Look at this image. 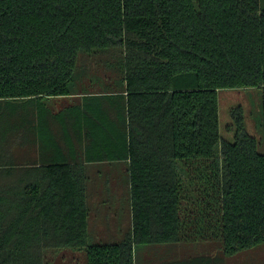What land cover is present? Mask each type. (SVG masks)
Here are the masks:
<instances>
[{"label":"trees","instance_id":"16d2710c","mask_svg":"<svg viewBox=\"0 0 264 264\" xmlns=\"http://www.w3.org/2000/svg\"><path fill=\"white\" fill-rule=\"evenodd\" d=\"M246 87L263 89V137L238 118L228 140L218 90ZM114 163L130 224L95 240L88 169ZM216 238L218 254L153 264L264 242V0H0V264L62 248L136 264L142 246Z\"/></svg>","mask_w":264,"mask_h":264},{"label":"rangeland","instance_id":"374dc122","mask_svg":"<svg viewBox=\"0 0 264 264\" xmlns=\"http://www.w3.org/2000/svg\"><path fill=\"white\" fill-rule=\"evenodd\" d=\"M95 69L90 70L94 72ZM85 75H89L86 73ZM79 79V78H78ZM90 81L94 82L95 80L90 77L80 78L76 80L75 87L82 88L88 86L91 87ZM87 82V85L85 84ZM80 96H72L70 98L71 102H80ZM218 110H219V129L221 135L228 139L232 140L234 131L229 129L228 126L236 125L238 118L240 122L244 124L246 130L254 135L258 139L263 137L262 129V99H263V89L258 87H246V88H226L218 90ZM58 103L57 101H47L48 104ZM54 111V110H53ZM233 113H237L236 115ZM238 116V117H237ZM237 117V119H236ZM259 151H263L262 144L259 145ZM113 167L106 168L102 166L99 171L91 170L89 172V205H91V219L90 222L95 224L97 221H102L107 217L106 212L113 214L116 211L117 200L120 195V191L123 189L124 174L121 171H112ZM116 203V204H115ZM130 208L126 207L124 211V222L122 215L118 218L121 222L120 226L125 225L126 227L129 224V218L126 219L125 216H129ZM98 222V223H99ZM110 224H114V220L109 221ZM102 234L104 231L100 229ZM96 234V233H95ZM93 234H91L92 236ZM94 236V235H93ZM92 236V237H93ZM91 237V240L94 242L97 240ZM101 240V239H99ZM118 240V239H116ZM104 242V241H102ZM152 247L159 248L160 251L156 252V256L161 255L162 257L173 255L177 260L186 259L191 255H198L202 252H210L213 254L220 253V248L222 247L221 238H216L210 241H195L190 244H168L165 246L162 245H149L142 246L138 249L137 259H135L136 264H145L150 262L147 253ZM167 249L164 250V248ZM151 252V251H150ZM47 262L48 264H87V255L86 251L83 248L72 249V248H62V249H52L47 250ZM140 257V258H139ZM169 260V259H163ZM223 264H264V242L257 244L254 247L245 249L231 256L223 257Z\"/></svg>","mask_w":264,"mask_h":264},{"label":"crops","instance_id":"0c3cea01","mask_svg":"<svg viewBox=\"0 0 264 264\" xmlns=\"http://www.w3.org/2000/svg\"><path fill=\"white\" fill-rule=\"evenodd\" d=\"M72 96H78V95H71V96H60V97H53V98H48L47 101H57L58 103L54 102L52 103L51 105L48 104V107H50L52 110H54V112H59L61 111L62 109L64 108H67V107H72L74 105H78V103L80 102H71L70 101V98ZM46 101V102H47ZM94 168L93 169H88V171L90 172L91 170H99L101 168V166H107L106 168H108L109 166L108 165H105V164H94L93 165ZM110 167H113L111 170L114 172V171H121L123 172L124 174L126 173L125 172V166L124 164H121V163H114L112 166ZM125 178H126V175H125ZM124 178V185H123V189L120 191V195H119V198H118V202H117V207H116V211L111 214L110 212H106L107 214V217L102 220V221H97L95 224H92L90 222V225H89V234L91 236V234H93L92 236L93 237H96L97 239H121L123 236H124V232L126 230V226L123 225L122 227L120 226L121 222L119 220V216L122 215V218H123V222H124V211L126 209V207L128 206L127 204V200H126V185H125V179ZM116 204V203H115ZM130 214V213H129ZM126 219L129 218L130 220V215L129 216H125ZM91 219V214L89 216V220ZM114 220V224H110L109 221L111 220ZM99 222V223H98ZM129 224H130V221H129ZM102 228V230L104 231V233L102 234V231L100 230ZM96 233V234H95ZM162 246H165V245H168V244H161ZM167 249V247L164 248V250ZM160 247L159 248H154L152 247L151 250H149V253H147V257H149V261L148 263H160L163 259H169L167 261H170V260H174L176 257L173 256V255H170V256H167V253H165V256H161V255H158L156 256V252L157 251H160ZM151 251V252H150ZM208 252H202V253H210L213 255V253L210 252V249L208 248L207 250ZM208 264H221L219 260H216V261H212Z\"/></svg>","mask_w":264,"mask_h":264}]
</instances>
